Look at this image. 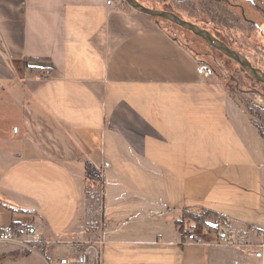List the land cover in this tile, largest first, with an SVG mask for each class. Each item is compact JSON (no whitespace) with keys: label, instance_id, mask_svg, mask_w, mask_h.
Segmentation results:
<instances>
[{"label":"crops","instance_id":"crops-1","mask_svg":"<svg viewBox=\"0 0 264 264\" xmlns=\"http://www.w3.org/2000/svg\"><path fill=\"white\" fill-rule=\"evenodd\" d=\"M106 1L0 0V226H33L49 244L102 241V264H146L154 252L159 264H202L185 254L203 248L207 264L233 258L209 232L201 244L181 238L200 228L187 208L211 211L186 205L180 149V99L192 94L195 109L204 59L161 22ZM86 164L101 174L102 203L112 197L107 219L91 211ZM151 190L165 203L143 211L138 195Z\"/></svg>","mask_w":264,"mask_h":264},{"label":"rangeland","instance_id":"rangeland-1","mask_svg":"<svg viewBox=\"0 0 264 264\" xmlns=\"http://www.w3.org/2000/svg\"><path fill=\"white\" fill-rule=\"evenodd\" d=\"M142 1L147 2V0ZM149 1H153L151 3L154 5L158 2L157 0ZM232 1L229 3L231 11L237 13L238 6L239 9L244 10L247 19L264 27V10L260 2ZM209 10L217 15L218 19H222L218 20L219 23L223 24V21H227L232 27L237 29L245 27L250 31L246 24L230 21L231 18L223 14V9L219 6L211 5ZM159 21L204 59L203 65L207 70L208 78H203L201 90L196 89L195 92V109L190 103L192 94H186V98L180 99V103H184L186 107L185 123H181L180 126L183 128L180 133L183 137L180 139L183 140L184 147L180 149L190 163L183 181L186 205L194 204L211 210L218 214V219L222 217L228 220V224L237 229L244 230L252 227L264 230V86L256 83L235 62L207 46L192 33L164 20ZM207 28L213 31L211 34H215L227 46L242 53L254 67L264 73V53L262 51L263 54H256L253 50L257 47L256 45L248 42L247 39L240 38L241 34L233 33L229 36L222 26L208 25ZM262 39L261 46L264 47V34ZM86 183L84 192L88 199H91V195L98 194V197L91 200L90 207H93L91 211L99 212V208L102 207L105 218L110 217L114 211L112 197L105 191V199L102 203L101 177L98 181L87 180ZM97 185L100 189L96 188ZM154 189H156L155 186ZM132 190L138 191L135 188ZM165 195L164 192L163 196ZM138 196L145 199L146 203L140 205L143 211L158 210L159 205L166 200L164 198L162 201L163 199L152 190L140 192ZM187 209L198 216L204 212L194 206ZM217 218H211L207 220V223L213 224ZM111 223L109 219L106 226H111ZM191 224L194 225V223ZM197 224L200 227L197 228V234H200L201 230L205 231L200 223ZM96 230L88 227L86 232L88 234ZM153 255L154 259L146 264L160 263L161 258L157 257L158 254L154 252ZM190 255L196 259H202V264H207L205 248L199 252L187 250L185 260H188ZM214 255L219 258L218 264L234 258L226 254ZM140 257L143 258L142 255H139ZM131 258L134 257L126 254L123 259ZM0 264H41V261L37 253L30 252L19 245H0Z\"/></svg>","mask_w":264,"mask_h":264},{"label":"built area","instance_id":"built-area-1","mask_svg":"<svg viewBox=\"0 0 264 264\" xmlns=\"http://www.w3.org/2000/svg\"><path fill=\"white\" fill-rule=\"evenodd\" d=\"M116 1L118 4H124L122 0ZM106 5L113 6V0H107ZM206 71L203 66L198 72L207 77ZM49 77L50 74L46 72L45 78ZM101 168L102 170L109 168V163H103ZM211 225L218 229L211 233L215 237L216 246L235 252L234 258L225 264H264V230L252 227L241 230L232 225L224 227L220 218ZM84 230L85 226L80 225L79 232ZM181 238L183 242L194 244L203 242L194 229L183 231ZM0 245H19L30 252H35L40 256L41 264H102V241H88L75 235L70 239H60L49 244L30 225L0 226Z\"/></svg>","mask_w":264,"mask_h":264},{"label":"trees","instance_id":"trees-1","mask_svg":"<svg viewBox=\"0 0 264 264\" xmlns=\"http://www.w3.org/2000/svg\"><path fill=\"white\" fill-rule=\"evenodd\" d=\"M137 1L148 8L173 12L179 17H181L183 20L194 23L203 29H207L210 33H213V31L210 28L209 29L207 28L208 25L222 26V28L225 30V32L229 34V36H231V34L233 33H235V35L241 34L240 38L247 39L248 42L252 43L253 45H256L257 47L253 49L256 52V54L264 53V47L261 46L262 40H263L262 39L263 33H262V30L260 29V26L257 25L251 19H247L244 14V10L239 9L238 6L236 7V9L238 10L237 13L231 11L229 7V3L233 2L232 0H204L206 2H203L202 0H157L158 2L155 5L151 3L153 1L150 2L149 0H147V2H143L142 0H137ZM239 1L244 3L247 1L256 2L257 0H239ZM211 5H214L215 7L219 6L221 9H223L222 11L223 14L228 15L231 18L230 21H233V22L238 21L240 23H244L247 26H249L250 31L247 30L248 28H245V27H243V29L241 28L237 29L235 27H232L230 23H227V21H223V24L222 22L219 23L218 20H222V19H218V16L214 15V13L209 10V7H211ZM155 20L159 21L161 19H155ZM167 32L169 33L171 37L176 38V36H174V34H172L170 31L167 30ZM192 51L195 54H197L194 50ZM262 51L263 53H261ZM197 56L199 55L197 54ZM258 84L264 86V84L262 83H258ZM248 115L251 116V114H248ZM251 124L255 127V125L252 122ZM255 129L258 130L257 127H255ZM261 135L262 134H260V136ZM85 173H86V179L88 181L94 182V181L99 180V173L91 164L85 165ZM185 215L190 221L194 223H200L203 226L202 228L206 232L213 233L218 230L215 226L211 225L210 223H207V220L211 218H217L218 215L216 213H213L211 211H204L201 214V216H198L195 213L185 211ZM221 219L223 222L222 226L227 227L229 225L228 224L229 221L222 217Z\"/></svg>","mask_w":264,"mask_h":264},{"label":"water","instance_id":"water-1","mask_svg":"<svg viewBox=\"0 0 264 264\" xmlns=\"http://www.w3.org/2000/svg\"><path fill=\"white\" fill-rule=\"evenodd\" d=\"M133 11L149 16L154 19H161L171 23L181 29L192 33L200 38L204 43L218 51L228 59L235 62L252 80L264 84V73L257 67H254L247 57L239 51L230 48L219 38L211 34L209 31L199 27L198 25L185 21L173 12L152 9L145 7L137 0H122Z\"/></svg>","mask_w":264,"mask_h":264}]
</instances>
